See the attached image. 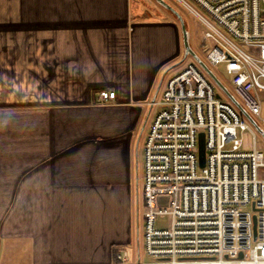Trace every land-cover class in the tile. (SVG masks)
<instances>
[{
  "label": "crops",
  "instance_id": "0c3cea01",
  "mask_svg": "<svg viewBox=\"0 0 264 264\" xmlns=\"http://www.w3.org/2000/svg\"><path fill=\"white\" fill-rule=\"evenodd\" d=\"M156 4L0 0V264H115L130 242L100 192L184 65L180 22Z\"/></svg>",
  "mask_w": 264,
  "mask_h": 264
},
{
  "label": "built area",
  "instance_id": "2783aa9c",
  "mask_svg": "<svg viewBox=\"0 0 264 264\" xmlns=\"http://www.w3.org/2000/svg\"><path fill=\"white\" fill-rule=\"evenodd\" d=\"M177 1L206 27L201 45L212 42L206 64L223 66L225 86L264 124V0ZM190 58L149 102L158 109L142 147V238L152 261L131 262L126 249L117 257L120 264H264V151L257 133L264 136ZM98 99L112 103L116 92L102 90ZM164 215L169 223L158 225Z\"/></svg>",
  "mask_w": 264,
  "mask_h": 264
},
{
  "label": "rangeland",
  "instance_id": "374dc122",
  "mask_svg": "<svg viewBox=\"0 0 264 264\" xmlns=\"http://www.w3.org/2000/svg\"><path fill=\"white\" fill-rule=\"evenodd\" d=\"M171 7H173L178 14L182 16L184 19L186 28L190 33V41L192 49L198 54V56L206 62V52L212 46V42L208 41L207 46L203 47L201 45V40L206 27L201 23V21L192 14L189 10L186 9L182 4H180L177 0H165ZM157 10H161L162 12L174 16L177 18L175 14H173L168 9L163 6L156 4ZM199 12L202 14L203 11L197 6L193 5ZM261 7L264 11V1H262ZM192 58L189 59V61ZM188 61V60H187ZM211 70L216 74V76L223 82V84L228 86L227 76H225L223 72V66L219 67H210ZM146 108L141 110L140 119L137 121V126L139 129L135 132L133 139L131 140V148L130 150V166L129 169L123 167L122 163H120L117 159L110 160L108 163L104 177L108 176L110 179V192H100L102 197L105 199H109L112 201L111 211L114 210V218L118 222V228L114 231V235L116 238L120 235H126L129 238L130 242L126 244V246H118L120 247V251L126 249L130 256V261H138V257L141 261L151 262L152 259L149 258L144 253L143 248V218L144 213L147 209V205L145 204V186L142 180V147L144 138L146 135V131L140 132L141 130V122L144 121ZM158 109L157 106L153 107L152 116L155 111ZM133 118L134 116H129L127 119ZM140 121V122H139ZM140 123V124H139ZM259 125L264 127V124L258 122ZM128 128H130L131 121L125 123ZM135 125V124H134ZM132 132V130H129ZM129 133L127 135L129 136ZM138 133V134H137ZM126 135V136H127ZM251 136L252 134L247 131L243 134V139L245 141V146L247 148L251 147ZM257 146L259 149L264 151V141L262 140L259 133H257ZM263 168L259 169L260 175H264ZM136 175H139L138 186L136 184ZM130 187V188H129ZM170 221L169 215L159 216L157 218L158 225L168 224Z\"/></svg>",
  "mask_w": 264,
  "mask_h": 264
},
{
  "label": "water",
  "instance_id": "95a60500",
  "mask_svg": "<svg viewBox=\"0 0 264 264\" xmlns=\"http://www.w3.org/2000/svg\"><path fill=\"white\" fill-rule=\"evenodd\" d=\"M157 4L163 6L164 8L171 11L173 14L177 16V19L180 22L182 33H183V44L185 46L184 49V56L182 62H184L188 57H191L208 75L209 77L215 82V84L232 100V102L238 107V109L250 120V122L262 132L264 136L263 129L259 126L256 120L243 108L241 103L235 98V96L229 91V89L221 82V80L214 74L211 68L204 62L198 54L191 48L189 43V32L186 28L184 19L178 12L171 7L165 0H154ZM156 95L153 99H155ZM220 97V94H218ZM199 163L200 166L203 167L205 165V142H204V134L201 133L199 137ZM139 175H136V184L138 186ZM255 230V227H254Z\"/></svg>",
  "mask_w": 264,
  "mask_h": 264
},
{
  "label": "flooded vegetation",
  "instance_id": "af4514ba",
  "mask_svg": "<svg viewBox=\"0 0 264 264\" xmlns=\"http://www.w3.org/2000/svg\"><path fill=\"white\" fill-rule=\"evenodd\" d=\"M152 110H153V107H152V106H148V107L146 108V113H145V117H144L145 119H144L143 122H141V123H142V124H141V130H140L141 133H142L143 131H145V130L148 129V126H149L150 120H151V118H152ZM139 122H140V121H139ZM139 124H140V123H139ZM139 126H140V125H139ZM139 126H138L136 132L138 131ZM137 134H138V133H137Z\"/></svg>",
  "mask_w": 264,
  "mask_h": 264
},
{
  "label": "trees",
  "instance_id": "16d2710c",
  "mask_svg": "<svg viewBox=\"0 0 264 264\" xmlns=\"http://www.w3.org/2000/svg\"><path fill=\"white\" fill-rule=\"evenodd\" d=\"M120 248L113 247L112 249V256H113V263L120 264V260L118 259Z\"/></svg>",
  "mask_w": 264,
  "mask_h": 264
}]
</instances>
